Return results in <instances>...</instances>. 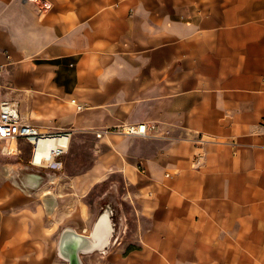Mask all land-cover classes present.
Instances as JSON below:
<instances>
[{
	"label": "crops",
	"instance_id": "obj_1",
	"mask_svg": "<svg viewBox=\"0 0 264 264\" xmlns=\"http://www.w3.org/2000/svg\"><path fill=\"white\" fill-rule=\"evenodd\" d=\"M42 1L55 16L72 8L74 24L61 28L55 22L61 31H55L53 50L32 43L30 34L23 39L50 54L34 57L55 71L57 103L68 97L78 102L47 127L72 135L104 130L97 135L100 153L95 149L86 164L75 162L79 171L58 175L51 187L57 199L81 202L106 177L119 174L139 191L156 188L151 212H141L154 224L165 201L174 212L172 229L194 225L215 250L230 252L226 264H240L242 251L264 255V0ZM13 3L29 7L23 0H0ZM20 41L11 40L9 55ZM105 51L114 55L108 65L100 62ZM131 122H146L151 136L109 130ZM200 154L203 160L193 162ZM81 212L89 219L87 210ZM119 216L117 228L124 227ZM59 217L65 221L60 228L87 233L80 211H60ZM141 238L139 249L117 261L177 264L147 234ZM120 239L121 231L115 243ZM9 250L1 251L0 264Z\"/></svg>",
	"mask_w": 264,
	"mask_h": 264
},
{
	"label": "rangeland",
	"instance_id": "obj_2",
	"mask_svg": "<svg viewBox=\"0 0 264 264\" xmlns=\"http://www.w3.org/2000/svg\"><path fill=\"white\" fill-rule=\"evenodd\" d=\"M27 5L29 7H21L17 3L0 5V51L4 49V53L8 54L12 39L20 41L29 34L33 39L32 43H39L45 49L53 50L56 44L55 31H61L55 27V22L59 21L61 28H65V24H68L69 27L74 24V11L70 7L63 9L61 15L55 16L52 12H48L47 5L42 0H36L35 4ZM44 12L46 15L42 22H37V15ZM177 17H182L178 10ZM32 31H35V34L31 33ZM8 58L5 62L7 65L3 64L4 66L0 70V102L6 100L14 103L22 112L30 107L31 100L29 95L18 89V85H32V82L30 75L20 76L18 63L8 65L14 60L11 55H8ZM34 59L39 64L37 68H41L43 60L36 57ZM52 61L54 63V60ZM51 103V100L47 98L42 99L41 109H48ZM33 123L39 128L41 127L39 123ZM121 128L109 130L115 134H120ZM52 133L69 134L66 151L56 156L54 163H48L46 160H43L41 165L32 163L35 145L25 138H18L19 151L15 154L6 152L0 147V199L3 201L0 205V255L1 251H6V247L10 248L9 258L5 261L6 264H65V260L56 254L54 246L59 233L45 236L43 226H50L54 218L57 220L64 219V217L58 218L60 211L68 216L75 209L77 211L80 199L78 201L58 199L59 206L54 215L48 213L43 215L32 214L31 212H36L41 203L37 192H33L32 196H26L23 192L14 190L7 178L6 171L8 162H23L33 165L41 173L50 171L58 175L63 173L69 176L80 170L75 167V162L82 161L83 164H86L92 159L95 149L96 153L101 151L97 134L72 135L71 130L62 129L52 131ZM201 146L203 145L201 144ZM116 148L118 149L117 146ZM113 154L120 155L116 150ZM201 155H197L193 162L202 161L203 156ZM114 184L116 190L113 187L115 193L112 195L109 190ZM48 187L53 189L55 185L48 184ZM150 190V192L148 189H140L139 191L132 188L122 176L117 174L110 178L106 177V180L97 184L90 194L83 196L82 200L86 204L84 209L90 215L85 227L87 232L101 209L102 201L105 199L111 201L115 222L119 226V215L121 213L124 215L122 217L124 227L122 226L120 241L117 244L114 242L105 253L95 252L83 255L86 264H124V259L117 261V258L125 257L132 249H139L141 237L142 235L144 237L145 234L148 235L149 241L160 249L162 254H168L171 260L177 261V264H183V261L186 264H226V261L231 257L230 252L217 251L213 246L203 241L201 234L195 232L194 225L185 228L181 223L174 227L175 230L172 229L173 227L169 224L174 219L171 216L174 212L173 210L169 211L166 206L167 202L162 201L160 204L158 208L160 209L159 221L156 224L153 223L152 218L142 215V210L148 214L154 207L152 195L156 188L150 186ZM10 192H13L11 196H9ZM48 199L52 201L53 197L49 195ZM24 215H28L25 223L22 221ZM8 222L11 224V229L6 228ZM228 246L231 247V244ZM40 247L43 250L42 256L38 255ZM240 260V264H264V255L255 258L247 251H242Z\"/></svg>",
	"mask_w": 264,
	"mask_h": 264
},
{
	"label": "bare ground",
	"instance_id": "obj_3",
	"mask_svg": "<svg viewBox=\"0 0 264 264\" xmlns=\"http://www.w3.org/2000/svg\"><path fill=\"white\" fill-rule=\"evenodd\" d=\"M27 4V3H25ZM46 13H40L37 15V22H42ZM35 34V31H32ZM1 61L7 62L6 57L1 53ZM35 55H40L44 58L50 56L46 51H42L36 45L31 43V40L23 39L17 47L11 48V56L18 63L19 74L23 76L25 74L30 75L32 85L19 84V90L24 91L29 95L31 105L28 109L21 112L24 119L37 122L41 125L40 132L44 133L43 137L36 143L33 152L32 163L42 164L44 158L48 163H54V155L58 151H66L68 146L69 134H56L52 133L47 127V123L51 122L55 116L59 114H66L78 108V102L73 97H68L64 102L57 103L55 97L58 95L59 89L53 82L55 71L47 68H37L38 64L34 60ZM114 59L113 52L105 51L100 55V62L102 65H108ZM129 85H124V90L128 92ZM136 90H133L135 92ZM47 98L54 104L53 107L46 110L41 109L42 99ZM128 123L124 124L127 127ZM120 131V135L129 136ZM4 151L15 154L19 151L18 138L15 136L9 137L4 142ZM7 178L13 185L14 190L23 192L26 196H32L33 192H37L38 199L41 203L38 205L36 212L32 214H55L58 209L57 194L48 187V184H55L59 176L55 172L41 173L38 172L36 167L31 164L23 162H8L6 164ZM136 175L132 177L136 180ZM116 190V189H114ZM13 191V190H12ZM13 192L9 193L11 196ZM49 195H52L53 200L49 201ZM3 203L0 199V205ZM84 201H81L77 212L80 211V215L83 220V224H86L87 214L81 212L85 207ZM28 215L22 217V221L25 223ZM123 221V218H121ZM64 222H58L56 218L52 222L51 226H43L45 236H51L59 230L58 239L55 241L56 254L65 260V264L69 261L77 264H85L83 255L92 254L95 252L105 253L108 248L115 242L117 236L120 235L121 228H117L115 222L114 208L110 200L105 199L102 201L101 209L96 217L93 219L90 229L87 233L77 231L70 225H66L60 228ZM123 224V222H122ZM6 228L11 229V224L8 222ZM137 253L138 251H134ZM42 247L38 250V255L42 256ZM2 255H0L1 261Z\"/></svg>",
	"mask_w": 264,
	"mask_h": 264
},
{
	"label": "built area",
	"instance_id": "obj_4",
	"mask_svg": "<svg viewBox=\"0 0 264 264\" xmlns=\"http://www.w3.org/2000/svg\"><path fill=\"white\" fill-rule=\"evenodd\" d=\"M25 3L35 4L36 0H23ZM4 53V50H1ZM8 60V55L3 54ZM3 63H0V70L3 68ZM104 130H99L96 134L99 136ZM124 134L129 136H137L148 138L151 136L150 126L146 122H131L127 127L124 125L121 128ZM44 133L40 132V128L32 121L26 120L22 117L18 106L9 101L0 102V147L4 150V142L7 138L15 136L16 138H25L28 142L36 145V143L43 137ZM35 149V148H34ZM63 153L62 150L58 151L54 155L56 156ZM45 160L44 158L42 161ZM41 165V164H35ZM40 172V170H37Z\"/></svg>",
	"mask_w": 264,
	"mask_h": 264
},
{
	"label": "water",
	"instance_id": "obj_5",
	"mask_svg": "<svg viewBox=\"0 0 264 264\" xmlns=\"http://www.w3.org/2000/svg\"><path fill=\"white\" fill-rule=\"evenodd\" d=\"M74 258V261H73V263L71 262V261H69V263L68 264H77L76 263V261H75V257H73Z\"/></svg>",
	"mask_w": 264,
	"mask_h": 264
}]
</instances>
